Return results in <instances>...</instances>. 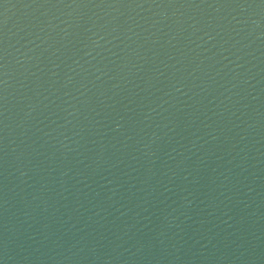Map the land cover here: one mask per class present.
<instances>
[{
  "label": "water",
  "instance_id": "water-1",
  "mask_svg": "<svg viewBox=\"0 0 264 264\" xmlns=\"http://www.w3.org/2000/svg\"><path fill=\"white\" fill-rule=\"evenodd\" d=\"M0 264H264V0H0Z\"/></svg>",
  "mask_w": 264,
  "mask_h": 264
}]
</instances>
